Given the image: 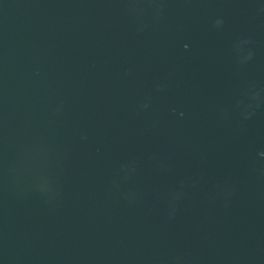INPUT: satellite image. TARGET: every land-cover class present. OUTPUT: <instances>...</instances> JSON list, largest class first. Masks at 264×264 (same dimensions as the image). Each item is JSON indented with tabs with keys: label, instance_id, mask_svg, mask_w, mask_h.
I'll return each instance as SVG.
<instances>
[{
	"label": "water",
	"instance_id": "1",
	"mask_svg": "<svg viewBox=\"0 0 264 264\" xmlns=\"http://www.w3.org/2000/svg\"><path fill=\"white\" fill-rule=\"evenodd\" d=\"M0 264H264V0H0Z\"/></svg>",
	"mask_w": 264,
	"mask_h": 264
}]
</instances>
